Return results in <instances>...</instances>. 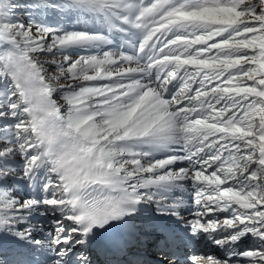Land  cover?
<instances>
[{
  "label": "snow or ice",
  "instance_id": "1",
  "mask_svg": "<svg viewBox=\"0 0 264 264\" xmlns=\"http://www.w3.org/2000/svg\"><path fill=\"white\" fill-rule=\"evenodd\" d=\"M0 264H264V0H0Z\"/></svg>",
  "mask_w": 264,
  "mask_h": 264
},
{
  "label": "bare ground",
  "instance_id": "2",
  "mask_svg": "<svg viewBox=\"0 0 264 264\" xmlns=\"http://www.w3.org/2000/svg\"><path fill=\"white\" fill-rule=\"evenodd\" d=\"M201 248L205 251H207L209 254H214L215 253V249L211 248V246H209L207 249L204 248L203 245H201Z\"/></svg>",
  "mask_w": 264,
  "mask_h": 264
}]
</instances>
